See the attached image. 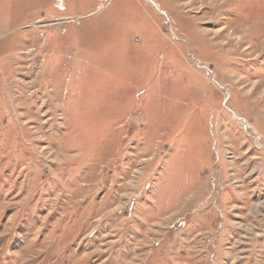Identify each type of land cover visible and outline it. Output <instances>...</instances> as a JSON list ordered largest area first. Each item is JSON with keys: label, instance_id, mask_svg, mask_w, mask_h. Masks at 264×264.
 Here are the masks:
<instances>
[{"label": "rangeland", "instance_id": "374dc122", "mask_svg": "<svg viewBox=\"0 0 264 264\" xmlns=\"http://www.w3.org/2000/svg\"><path fill=\"white\" fill-rule=\"evenodd\" d=\"M0 264H264V0H0Z\"/></svg>", "mask_w": 264, "mask_h": 264}]
</instances>
